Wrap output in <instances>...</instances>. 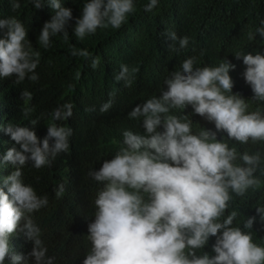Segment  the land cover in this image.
Here are the masks:
<instances>
[{"label":"clouds","instance_id":"clouds-1","mask_svg":"<svg viewBox=\"0 0 264 264\" xmlns=\"http://www.w3.org/2000/svg\"><path fill=\"white\" fill-rule=\"evenodd\" d=\"M69 32L84 46L106 33L95 55L71 50L84 63L68 77L102 92L85 113L103 117L112 149L90 171L75 154L55 190L97 183L82 264H264V18L225 24L211 0H0V104L31 101L25 80H38L39 56ZM133 83L156 87L132 101ZM72 112L53 110L43 139L37 120L0 125L18 145L0 151V168H12L0 188V264H55L31 218L48 198L22 168L68 151L72 129L57 122Z\"/></svg>","mask_w":264,"mask_h":264},{"label":"trees","instance_id":"trees-1","mask_svg":"<svg viewBox=\"0 0 264 264\" xmlns=\"http://www.w3.org/2000/svg\"><path fill=\"white\" fill-rule=\"evenodd\" d=\"M211 3L225 24L232 20L236 22L249 15L255 16L258 22L264 18V0H211ZM19 12L20 7L11 14L18 15ZM256 28L257 26L254 25L246 29L238 42V47L244 44L249 32H255ZM68 34L67 39L63 34L56 36L50 50L39 56L38 80L35 82L25 80L23 91L31 94V101L23 100V108L20 111L0 104V125L6 126L11 122L33 127L31 120H37L34 130L38 138L43 139L47 134V124L51 122L50 114L53 110L63 104H69L75 108V113L72 112L70 118L57 122L72 129L68 151L59 153L50 166L41 169L33 168L30 163L26 164L22 168V178L25 183L32 185L38 195L48 198L47 206L34 212L31 217L41 228V238L47 248V255L55 257V264H82L80 258L89 248L85 225L94 212L93 200L97 183L90 177L85 189L81 188L84 183L78 180L67 189L64 188L65 191L61 196H57L55 190L60 185L59 172L72 161L75 154H78L81 161L88 165L90 171L103 159L100 156L101 153L108 155L109 150L112 149L105 133L103 117L85 113V108L99 100L103 95L102 92L94 85L80 86L76 83L79 80L77 76L75 79L68 77L72 68L82 67L84 63V58L71 55V50L73 48L87 50L95 55L94 48L102 43L106 33L94 35L85 46L81 45L71 32ZM33 41V37H30L32 44ZM133 67L135 68L134 64L129 66V68ZM155 87L156 85L142 86L133 83L127 93L134 101L139 96L150 93ZM8 92L5 85L0 86V101H5ZM26 107L30 109V112L25 116L23 110ZM255 107L264 109V103H258ZM261 143L256 149L264 153V142ZM6 145L13 147L15 142L8 134L0 130V151ZM15 146L18 147V145ZM11 171V167L0 168V188L5 191L7 188L4 185V178ZM263 188L261 198L264 201ZM31 248L32 243L28 241L26 249L28 254ZM4 264H10L7 257ZM27 264H34V262L27 261Z\"/></svg>","mask_w":264,"mask_h":264},{"label":"bare ground","instance_id":"bare-ground-1","mask_svg":"<svg viewBox=\"0 0 264 264\" xmlns=\"http://www.w3.org/2000/svg\"><path fill=\"white\" fill-rule=\"evenodd\" d=\"M132 38H136V37H132ZM125 40H123V42H124ZM75 58H77V57H75ZM77 83V82H76ZM75 85H77V84H75Z\"/></svg>","mask_w":264,"mask_h":264}]
</instances>
